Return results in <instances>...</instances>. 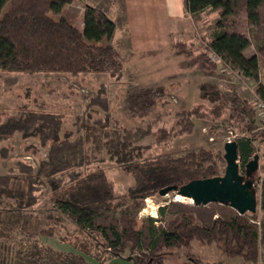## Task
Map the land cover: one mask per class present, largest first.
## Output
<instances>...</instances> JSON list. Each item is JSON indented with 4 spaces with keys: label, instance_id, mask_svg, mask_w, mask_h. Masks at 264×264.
<instances>
[{
    "label": "trees",
    "instance_id": "obj_1",
    "mask_svg": "<svg viewBox=\"0 0 264 264\" xmlns=\"http://www.w3.org/2000/svg\"><path fill=\"white\" fill-rule=\"evenodd\" d=\"M72 1L0 0V71L74 76L96 72L120 79L125 52L111 43L114 22L103 11L84 5L79 29L63 14ZM207 6L217 11L218 19L205 50L255 81V93L264 102V77L261 81L258 64V56H264V0H184L190 14ZM252 43L255 53L246 56L244 50ZM182 44L175 41L171 46ZM213 95L221 105L213 107L212 114L218 115L231 103L251 115L252 110L235 93L215 91ZM111 102V94L100 83L75 117L78 133L73 138L70 130H63L61 113L25 106L15 113L0 112L1 142L19 133L23 138H37L46 149L36 166L18 160L0 173V264H94L80 251L96 260L106 253L125 256L135 264H165L170 248L183 247L190 258L193 241L215 243L228 258L256 262L264 244V178L260 214L257 210L239 213L228 203L196 205L173 200L158 205L157 218L145 216L139 223L146 198L160 194L166 186L221 175L226 163L222 150L196 146L154 154L151 144L143 143L150 135L159 145L190 133L193 116H200L198 107L176 110L168 128L154 122L125 127L114 119ZM93 106H100L101 115L93 116ZM235 141L240 172L253 181L255 189L257 170L250 176L245 173L255 151L253 141L249 137ZM105 160L117 163L131 177L125 192H116L102 167L90 169ZM43 187L49 188L52 205L36 210ZM61 216L81 236L80 241L67 242L77 252L57 250L40 240L42 236L64 238Z\"/></svg>",
    "mask_w": 264,
    "mask_h": 264
},
{
    "label": "rangeland",
    "instance_id": "obj_2",
    "mask_svg": "<svg viewBox=\"0 0 264 264\" xmlns=\"http://www.w3.org/2000/svg\"><path fill=\"white\" fill-rule=\"evenodd\" d=\"M76 10L75 6H69L67 13L70 14L69 18H72L73 25L81 28L79 24L80 20L83 22V15L79 17ZM54 17L58 18L57 15ZM214 26L215 24L201 34L193 33L178 37L182 45L170 46L162 52L131 54L123 51L125 52L123 75L118 80L106 73L96 72L74 76L62 72L0 71V112L15 113L25 106L61 113L64 116L63 130H70L73 138L78 133L74 124L75 117L82 113L100 83H104L106 90L111 94L114 119L125 127L144 126L148 122H154L157 126L168 128L174 121L176 110L198 107L200 116H193L194 126L190 133L177 135L168 143L159 145L153 143L154 138L150 135L142 140L143 143L151 144L150 150L154 154L178 153L185 148L196 146L224 152L223 145L226 141L239 137L251 138L255 148L253 155H258L254 185L259 202L261 180L264 178V118L257 105L260 99L255 93L256 83L251 78L232 70L218 60L215 54L205 50V41ZM253 53L254 43L244 51L246 56ZM258 64L262 81L263 55L258 56ZM215 91L235 93L252 110L251 115L236 110L231 103L223 106L218 115L212 114L213 107L221 105L220 100L213 95ZM93 108L96 110L94 117L101 115L100 106ZM45 152L46 149L40 147L37 138H23L19 133H15L6 141H0V173L14 167L18 160L36 166L38 159L45 156ZM96 166L105 170L116 192H125L126 186L132 181L121 166L113 161L105 160L92 164L90 169ZM39 191L36 192L39 195L34 205L36 210L52 205L48 200L49 188L43 187ZM173 200L176 199L172 192L146 198L144 207L138 215L139 223L145 216L157 218L158 205ZM178 201L192 204L187 200ZM256 210L260 214L259 204ZM60 219L63 226L60 233L64 238L60 240V237L56 236H42L40 240L57 250L79 251L67 242L73 239L80 241L81 236L73 231L66 218L61 216ZM185 251L183 247L170 248L164 259L165 264L255 263L246 262L239 257L228 258L221 254L215 243L193 241L190 258L185 256ZM80 252L94 264H135L132 259L125 256L104 253L101 260H96L93 256ZM256 262L264 264V244L260 246Z\"/></svg>",
    "mask_w": 264,
    "mask_h": 264
},
{
    "label": "crops",
    "instance_id": "obj_3",
    "mask_svg": "<svg viewBox=\"0 0 264 264\" xmlns=\"http://www.w3.org/2000/svg\"><path fill=\"white\" fill-rule=\"evenodd\" d=\"M84 5L103 11L114 22L112 45L131 54L162 52L179 41L178 37L201 34L218 19L210 6L188 13L184 0H75L65 5L63 14L69 18L67 10L75 6L81 17ZM79 25L82 28V20Z\"/></svg>",
    "mask_w": 264,
    "mask_h": 264
},
{
    "label": "water",
    "instance_id": "obj_4",
    "mask_svg": "<svg viewBox=\"0 0 264 264\" xmlns=\"http://www.w3.org/2000/svg\"><path fill=\"white\" fill-rule=\"evenodd\" d=\"M223 150L226 164L221 175L192 179L180 187L166 186L160 190V194L172 191L175 196L189 198L196 205L219 202L228 203L239 213L256 211L259 202L253 181L245 178L239 170L236 141H226ZM245 168L246 176H250L258 168V155L254 154Z\"/></svg>",
    "mask_w": 264,
    "mask_h": 264
},
{
    "label": "built area",
    "instance_id": "obj_5",
    "mask_svg": "<svg viewBox=\"0 0 264 264\" xmlns=\"http://www.w3.org/2000/svg\"><path fill=\"white\" fill-rule=\"evenodd\" d=\"M216 56V55H214ZM216 58L219 60V57L216 56ZM258 107H259V110L261 111V115L262 117L264 118V102L259 100L258 103H257ZM253 264H262L261 262H255Z\"/></svg>",
    "mask_w": 264,
    "mask_h": 264
},
{
    "label": "bare ground",
    "instance_id": "obj_6",
    "mask_svg": "<svg viewBox=\"0 0 264 264\" xmlns=\"http://www.w3.org/2000/svg\"><path fill=\"white\" fill-rule=\"evenodd\" d=\"M175 199L178 201V200H182V201H184V200H187L188 202H191V199H189V198H184V197H182V196H180V195H176L175 196Z\"/></svg>",
    "mask_w": 264,
    "mask_h": 264
}]
</instances>
